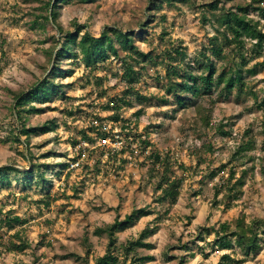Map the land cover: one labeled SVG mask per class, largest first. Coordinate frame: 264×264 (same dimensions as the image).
Returning <instances> with one entry per match:
<instances>
[{"label": "rangeland", "instance_id": "obj_1", "mask_svg": "<svg viewBox=\"0 0 264 264\" xmlns=\"http://www.w3.org/2000/svg\"><path fill=\"white\" fill-rule=\"evenodd\" d=\"M46 1L0 0V167L34 169L32 181L11 172L10 186L0 182V264H87L85 259L95 264L108 244L106 235H95L96 229L113 223L117 215L124 219L134 208L143 207H149L152 215L119 233V246L136 240L147 226L158 225V232L146 240L154 249L139 250L155 257L146 264H218L224 252L216 251L214 234L208 235L204 228H218L242 213L248 223L264 220V110L258 106L264 96V68L255 76L244 74L242 93L237 87L231 95L219 97L214 90V104L208 97L199 100V105L212 110L214 127L224 122L223 131L229 135L223 136L217 128H204L195 108L183 110L173 96L166 95L162 53L181 45L188 54L184 67L190 70L197 60L203 63L201 53L211 54L210 38L218 36L222 41L214 15L242 13L239 4L246 8L252 0H222L215 11L209 5L216 0L171 5L164 1L161 8L154 6L156 0H73L63 4L58 15L66 31L86 27L96 37L107 27L134 31L135 44L158 62L137 66L141 76L133 86L152 100L140 102L134 93L127 94L122 65L126 52L121 51L119 57L111 56L92 71L80 56L62 59L60 72L72 73L54 78L61 90L47 101L34 100L24 107L35 109L33 112L19 109L17 113L16 96L29 92L49 75L53 62L48 63L46 51L55 45L53 39L61 40L53 23L38 18L46 15ZM257 1L252 7L264 9V1ZM249 15L264 25V18L251 8ZM60 48L58 44L56 52ZM250 49L249 44L241 56L231 55V64L214 58L219 73L241 64L242 55L247 59L244 71L261 63L264 53L252 59ZM226 53L232 52L226 49ZM154 97H167L168 102ZM113 104L120 108L112 109ZM23 123L27 129L55 126L47 134L32 133L28 139L19 136L20 142H16ZM247 131L256 147L234 160L233 152ZM145 139L151 146L143 152L139 143ZM154 152L169 155L174 175L184 180L175 205L156 202L161 192L156 190L160 176L151 162ZM250 157L255 160L249 161ZM232 169L237 179L248 171L242 195L235 202L227 196L235 195L227 182ZM213 172H217L214 177ZM15 216L26 223L9 231L2 221ZM158 217L160 223L155 222ZM16 233L28 245L23 251L11 245L20 243ZM233 256L242 258L243 253L234 247ZM244 264H264V244Z\"/></svg>", "mask_w": 264, "mask_h": 264}, {"label": "trees", "instance_id": "obj_2", "mask_svg": "<svg viewBox=\"0 0 264 264\" xmlns=\"http://www.w3.org/2000/svg\"><path fill=\"white\" fill-rule=\"evenodd\" d=\"M73 0H48L44 4L46 15H39L38 18H42L44 22L51 24L53 23L56 30L61 33V40L56 41L55 45L50 47L47 51L48 63L53 62V67L47 77L43 79L38 85H36L29 92L16 96L15 111L21 109L23 112L31 113L35 109H24V107L31 105L34 100L47 101L52 96L57 94L61 90V85L54 83V78L69 77L71 71L66 75L62 71L60 72L59 64L62 59L74 60L79 56L83 60V64L86 68L96 70L98 65L107 61L111 56L119 57L120 52H126V57L122 61L123 65V79L126 81L128 87V93H134L138 101L152 100V98L141 95L139 92L134 90L139 80L141 73L137 70V66H141L143 62H150L153 65L158 64L154 57L150 53H144L135 44L134 31L124 32L119 28L107 27L101 33L99 37L92 35L86 30V27H78L75 31H66L63 29L59 22L58 10L63 4H68ZM80 3H93L98 0H77ZM154 6L161 8V4L165 1L168 4L172 2H186L187 0H156ZM225 2H233L236 0H224ZM262 2L264 0H261ZM260 1V2H261ZM222 0H216L209 7L215 11L219 10V4ZM258 2L252 0L249 7L244 8L243 4H239V10L242 13L225 12L221 16H216L217 23L219 26L216 28L217 32L221 35L222 41L218 36L210 38V51L202 52L201 57L204 58L203 63L197 60L189 69L184 67V64H188V54L186 50L179 45L178 47H172L171 50H166L162 53V62L166 64V80L167 85L165 93L168 96H173L176 104L182 106V109L195 108L199 117L202 120V126L204 128H217L223 136L229 134L224 130L226 125L224 122H220L218 126L211 123L212 110L207 109L205 106L198 104L200 99L208 97V102L213 103L212 94L213 91H219V97L229 96L238 87L242 93L245 86V73L250 76H255L259 73L260 68H264V60L261 63H256L253 67L246 69L247 59L242 55V62L237 67H230L229 69H223L220 73L218 71L216 61L223 60L227 64L234 62L231 60V55L239 54L241 56L243 51L247 50V46L253 51L252 59L256 56L264 53V25H262L261 19L258 17H250V8L255 11L260 18H264V9L262 7H252L253 4ZM260 4V3H259ZM141 27H145L141 24ZM61 44V48L56 52L57 45ZM226 49H229L232 53H226ZM216 61H215V59ZM176 64V65H173ZM48 70V68H47ZM181 71L184 73L182 74ZM195 72V73H194ZM199 72V73H196ZM62 73V74H61ZM254 97H258V94L253 92L252 89L249 91ZM156 98V97H154ZM161 103H167V97L156 98ZM127 106H132L133 103L122 100ZM116 104V103H115ZM264 110V96L261 99L259 105ZM117 108V109H114ZM120 108V107H119ZM113 104L112 109H119ZM20 112V111H19ZM137 117L140 113H137ZM117 118V117H115ZM117 120H119L117 118ZM18 121H23L22 116H18ZM264 124V123H263ZM55 125L50 126L45 124L41 127L27 129L23 123V127L19 132V135L15 136L16 142H20L19 136H25L27 139L32 134H47L53 130ZM126 129V127H124ZM230 133V132H229ZM107 135H102L105 139ZM86 140L95 142L90 137L84 136ZM25 143H28L26 141ZM151 146L149 140L145 139L140 141L139 149L143 152ZM256 147L255 139L251 137V131H247L241 138V141L237 144L235 151L233 152L232 158L238 160L244 156L247 152L254 150ZM211 146H205V149H209ZM249 161L253 162V157L248 158ZM125 162V161H124ZM151 162L153 170L160 176L156 190L161 192L156 202L166 203L175 205L181 194V189L184 184L183 178H179L174 175V163L169 155H162L159 152L151 154ZM22 174L29 181L34 178V169L21 171L13 166L0 167V182L5 186H10L11 181L9 178L10 173ZM218 172V171H217ZM217 172L212 173V177L217 175ZM247 170L242 172V175L237 179L236 172L232 169L229 172L227 182L231 188L229 192L235 191V195H227L232 201H237L241 195V189L245 185V175ZM40 178H43L41 175ZM234 183L232 184V182ZM222 188V187H221ZM231 205H227L230 208ZM152 215V211L149 207L134 208L132 212L121 219L120 215L116 216L113 223L107 224L105 227H98L95 231V235L102 237L106 235L108 239L107 249L103 256L98 257L95 264H146L155 261V257L151 255H142L139 250H152L154 244L146 242V240L154 236L158 232V225L147 226L143 229L139 237L134 241H129L127 244H118V234L122 233L132 227H134L142 218ZM160 218H156L155 222L160 223ZM9 231L15 230L17 226H22L26 223L25 220L18 216L7 217L4 221ZM204 231L210 234H214V247L216 251H223L224 253L220 256L218 264H244L248 258L257 255L264 244V220L257 218L252 222L248 223L245 215L242 213L238 218L231 222H224L219 225L218 228H204ZM15 237L20 240L19 245L12 243L11 245L19 250L23 251L28 248V245L21 242L19 233L15 234ZM87 244V240L85 241ZM88 245V244H87ZM87 255L90 253V245ZM234 247L242 251L243 257L236 258L233 256ZM183 248L187 249V245H183ZM233 252V253H232ZM88 263V259H85ZM184 262V258L181 259Z\"/></svg>", "mask_w": 264, "mask_h": 264}]
</instances>
